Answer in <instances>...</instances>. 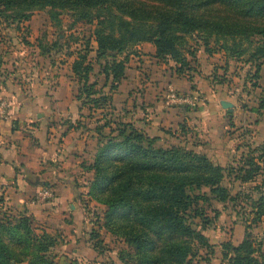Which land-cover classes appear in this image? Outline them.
<instances>
[{
	"label": "trees",
	"instance_id": "obj_1",
	"mask_svg": "<svg viewBox=\"0 0 264 264\" xmlns=\"http://www.w3.org/2000/svg\"><path fill=\"white\" fill-rule=\"evenodd\" d=\"M37 6L55 20H59L60 9H65L75 16V22H96L97 56L111 57L103 65L105 80L111 82L109 93L97 89L96 81H90L94 66L87 61L86 52L77 53L73 61L80 84L77 98L91 107L109 105L111 94L125 77L130 53L116 59L108 55L110 51L129 52L142 43H151L155 57L171 60L176 72L183 75L191 66L184 52V39L198 32L203 34V45L209 54L213 37L224 39L223 48L237 60L248 54L246 60L255 63L257 78L264 63V0H0V20L18 16L19 20L29 21L32 13L26 11ZM10 7L16 15L6 14ZM229 37L234 45L226 43ZM237 37L248 40L253 45L251 50L234 41ZM190 54L195 57L194 52ZM107 127L108 133L104 130ZM96 129L102 139L90 165L94 177L88 195L106 207L107 229L134 247L136 264H156L152 252L157 240L167 233L189 236L200 243V248H209L208 238L192 226L202 212L200 201L237 202L242 193L232 196L224 185L226 175L251 181L263 169L260 156L257 159L249 154L237 168L228 170L193 148L181 144L156 146L159 136L149 135L132 122L119 121L115 125L106 120ZM203 188H209L211 195L201 192ZM253 207L254 225L264 216V196ZM33 224L32 218L23 213L0 214V264H55L52 249L58 237L37 232ZM222 250L229 264H264V251L255 247L248 231L237 245L223 242ZM163 252L165 264H189L197 250L171 241L164 245Z\"/></svg>",
	"mask_w": 264,
	"mask_h": 264
},
{
	"label": "rangeland",
	"instance_id": "obj_2",
	"mask_svg": "<svg viewBox=\"0 0 264 264\" xmlns=\"http://www.w3.org/2000/svg\"><path fill=\"white\" fill-rule=\"evenodd\" d=\"M60 11L59 20L52 19L40 6L26 11L32 13L29 21L19 20L18 16L9 18L7 21L0 20V64L3 61L2 54L9 59L7 60L9 63L16 56L18 59L30 58L34 62L39 61L38 58L42 56L43 60L58 62L59 68L69 71V64L71 65L77 58V53L86 52L87 61L91 60L94 66L90 81L97 82V89L109 92L111 82L105 80L103 65L111 57L97 56V43L94 39L96 22L92 24L83 21L75 22V16L69 10L60 9ZM11 13L16 15L17 12L12 11V7H10L6 14ZM202 37V33L195 32L184 39V52L188 55L191 66L185 71V74L178 75L179 79L177 80L183 84L185 80L190 82L192 79L193 90L201 96V100L196 105L188 106V109H185L192 112L190 110L194 108L196 121L191 120L189 124L182 119L183 122L178 124L167 123L166 133L163 132L162 136H159L156 146L169 147L181 144L206 153L213 162L228 170L237 168L239 161L249 154L257 159L260 156L263 169L251 181H243L237 176L235 178L234 175H226L224 185L230 189L232 196L242 193L237 202L231 200L221 202L217 199H211L208 203L200 201L202 215L194 218L192 226L208 238L211 245L209 248H200V243L189 236L167 233L157 240L155 251L152 252L156 264H165L162 260L163 247L171 241L188 244L193 251L197 250L192 258L193 263L189 262V264H229L228 259L223 256L222 243L230 241L237 245L242 241L247 231L251 233L255 247H260L264 251V216L257 224L253 225L251 222L253 204L260 196H264V63L257 78L255 77V63L246 60L248 54L237 60L223 48L225 40H217L215 37L210 39L211 52L209 54L205 50ZM239 38L237 37L234 41L238 42L242 48L248 47L251 50L253 45L248 40ZM226 43L234 45L233 39L230 37L227 38ZM53 45L56 47L53 48ZM154 49L153 45L142 43L130 48L129 52L110 51L108 55H112L116 59H123L126 53H130L128 67L133 71L129 73L136 71V74L141 77L149 78L151 74L165 75L166 73L169 75L171 70L175 69L174 62L168 59H159L158 63L160 64L157 65L152 54ZM192 52L195 53V57L190 54ZM45 67L46 65H43L40 72ZM45 73L46 71L40 73L39 78L43 74L48 75ZM37 74L38 71L35 72V75ZM105 83L107 84L105 85ZM76 87L75 83V89ZM173 88L181 92L189 91L187 88ZM147 92L143 88L144 97ZM168 92V88L160 92L164 100ZM207 95L213 99L214 107L222 113L220 122L226 123L221 133H218V122H214L211 127L208 119L210 116L208 113L211 110L202 104V100ZM220 99L228 100L235 105L230 116H226L228 112L221 107ZM82 101L80 100V102ZM109 105L104 107V117L100 119L103 123L106 120H110L115 125L119 121L127 122V112L122 114L119 107L114 109ZM94 108L89 106V102H86L83 114L79 115L77 119L86 123L95 122L100 117V113L96 111L94 115L92 113ZM185 115L190 116V114ZM105 131L108 133L110 130L106 128ZM112 166L119 167L115 163ZM107 167L112 169L110 163L107 164ZM201 192L211 195L209 188H203ZM103 195L112 196L111 193ZM147 203L145 202L143 205L146 207ZM85 208L88 214H92L89 216L92 225L90 231L87 232L86 244L78 247L79 251L69 253L61 250V245L65 244V240L63 238L62 241L58 240V244L52 249L55 264H136L138 258L135 255L134 247L128 246L124 237L107 229L108 226L104 218L106 207L94 208L87 204ZM8 209L9 205L6 203V199L0 194V214L18 215L17 211L11 213ZM33 226L37 232H42L39 224H33ZM94 233L95 237H93ZM76 243L78 244V242ZM77 244L73 249L77 248ZM20 264H28V262Z\"/></svg>",
	"mask_w": 264,
	"mask_h": 264
},
{
	"label": "crops",
	"instance_id": "obj_3",
	"mask_svg": "<svg viewBox=\"0 0 264 264\" xmlns=\"http://www.w3.org/2000/svg\"><path fill=\"white\" fill-rule=\"evenodd\" d=\"M152 54L156 64H160L155 49ZM1 57L0 98L10 103L11 117H0V194L11 213L17 211L30 216L42 231L65 240L61 245L63 252L74 253L86 244L92 225L89 217L92 214H88L85 207L90 204L104 208L92 200L88 190L94 177L90 165L102 139L96 128L103 123L100 119L104 117L105 108H94L92 113L95 115L98 111L100 117L93 123L77 119L83 114L85 104L77 98L79 79L73 71V63L69 64V71H63L58 62L43 60L42 56L36 62L16 56L10 63L4 54ZM43 65L46 67L40 72ZM45 71L48 75L39 78ZM130 71L133 70L127 63L125 77L111 94L109 105L114 109L119 107L122 114L127 112V122L151 136H162L169 122L178 124L183 119L190 124L191 120L196 121L194 108L188 112L187 105H171L160 93L173 87L194 91L191 80L183 84L177 81L176 68L169 75L151 74L149 78ZM143 88L148 91L145 97ZM222 100H219L220 105ZM202 101L211 110L208 113L211 127L218 122V133H221L226 125L220 122L222 113L214 107L209 95ZM234 107L231 112L226 109L227 117ZM43 186L53 189L54 199L43 201L37 197ZM75 244L77 248L73 249Z\"/></svg>",
	"mask_w": 264,
	"mask_h": 264
},
{
	"label": "built area",
	"instance_id": "obj_4",
	"mask_svg": "<svg viewBox=\"0 0 264 264\" xmlns=\"http://www.w3.org/2000/svg\"><path fill=\"white\" fill-rule=\"evenodd\" d=\"M201 100V96L195 92H181L174 88H170L167 94V102L171 105H187L193 106L196 105ZM10 103L0 98V117L1 118H10ZM37 197L43 201H48L54 199L55 192L49 186H43L38 192Z\"/></svg>",
	"mask_w": 264,
	"mask_h": 264
},
{
	"label": "water",
	"instance_id": "obj_5",
	"mask_svg": "<svg viewBox=\"0 0 264 264\" xmlns=\"http://www.w3.org/2000/svg\"><path fill=\"white\" fill-rule=\"evenodd\" d=\"M221 105L223 108L227 109L230 112L233 110L234 107V104L228 100H222Z\"/></svg>",
	"mask_w": 264,
	"mask_h": 264
}]
</instances>
